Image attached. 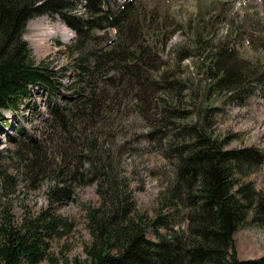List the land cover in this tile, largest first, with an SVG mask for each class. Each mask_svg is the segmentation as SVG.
Listing matches in <instances>:
<instances>
[{"label": "trees", "instance_id": "1", "mask_svg": "<svg viewBox=\"0 0 264 264\" xmlns=\"http://www.w3.org/2000/svg\"><path fill=\"white\" fill-rule=\"evenodd\" d=\"M78 1L83 0H0V127L5 111H17L29 86L48 89L52 101L60 93L57 71L30 56L26 23L59 14L76 31L65 46L73 99L63 105L46 101L49 117L39 137L16 123L22 139L12 140L14 149L0 150V163L15 154L27 172L47 180L48 201L36 213L26 209L19 220L8 210L0 212V264L43 259L46 239L60 236L59 228L68 226L56 204L72 195L75 184L92 183L98 204L83 208L90 235L84 257L65 258L62 264H264V257L240 260L232 247V234L240 226H264V190L241 179L259 166L264 151L226 149L229 137H216L213 131L215 114L222 109L214 100L241 105L256 85L264 95V65L235 46L245 30L234 22L235 33L216 40L214 23L223 17L207 11L201 15L199 9L185 26L181 20L166 21L145 0H123L115 7L110 0H85L83 15L73 16L69 11ZM260 25L250 34L257 49H264ZM178 30L184 42L171 43ZM168 42L167 59H159L157 44L163 49ZM129 104L147 124L141 137L164 144L163 155L175 167L154 217L135 209L121 168L127 145L117 143V125L121 106ZM179 206L189 209L188 230L174 229L175 213L165 211Z\"/></svg>", "mask_w": 264, "mask_h": 264}, {"label": "rangeland", "instance_id": "2", "mask_svg": "<svg viewBox=\"0 0 264 264\" xmlns=\"http://www.w3.org/2000/svg\"><path fill=\"white\" fill-rule=\"evenodd\" d=\"M149 8H156L166 21H180L186 26L189 17L202 15L205 11L216 15V18L223 17L222 22L214 23L218 25L214 32L215 39L221 40L227 34L235 33V24L242 34L235 40V46L238 52L244 57L258 59V63L264 65V49H257L255 40L251 39L250 32L257 33L264 27V0H145ZM85 0L78 1L76 8L69 12L73 16H82ZM202 11V12H201ZM218 15V16H217ZM204 16V15H203ZM233 17V21L231 20ZM72 20V19H71ZM74 21V20H73ZM31 22L39 24L44 28L52 25L51 33H39L36 27L30 26ZM259 23V24H257ZM212 25V26H214ZM211 29L213 30V27ZM40 28V27H39ZM241 28V29H239ZM68 29V30H66ZM257 29V30H256ZM40 34V33H39ZM97 34H102L98 31ZM114 30H109L110 37ZM76 31L69 26L59 14L42 15L30 19L24 29V39L27 41L30 56L33 61L39 64L44 61L46 64L57 71L56 80L60 86V91L70 84L73 72L70 67V58L65 47L75 38ZM228 37V36H227ZM41 40L38 41V39ZM226 38V37H225ZM170 41L184 42V35L178 30L170 38ZM252 41V42H251ZM171 43L163 49L158 45L159 59H167V52L170 51ZM107 44V43H106ZM191 65L189 60L184 62ZM63 68V69H62ZM187 72L186 69L183 70ZM65 73V74H62ZM61 81V82H60ZM48 89L39 85L29 86L26 96L22 97V103L17 106V111L11 113L5 111L3 114L2 127H0V150L5 148L14 149L12 140L22 139L15 132L16 123L22 127L24 132L39 137V130L43 124L46 111V98L53 104L51 93ZM68 91V90H62ZM48 100V101H49ZM262 101V100H261ZM244 105H237L231 102H222L214 100V105H220L222 109L215 114V123L213 125L214 135L229 137L226 149H241L246 147H257L264 151V102H259L258 98H253ZM30 104V105H29ZM64 100H59L57 105H63ZM258 105V107H255ZM133 107L122 105L119 113V124L117 125L118 144L125 143L126 150L122 157V172L127 177L128 185L132 194L135 209L139 213L154 217L159 209L158 198L161 191L169 185L173 179V167L171 160L167 155H163L166 147L164 144L158 145L157 142L147 141L143 137L148 130L146 122L134 112ZM167 150V149H166ZM175 161V160H174ZM0 212L8 210L15 220H19L23 212L28 209L30 213H36L48 204L46 196L47 180L27 170L22 166V161L16 157L6 158L1 161L0 169ZM4 173L10 178H5ZM248 182L250 187L256 191L264 190V159L257 168L241 178ZM97 205L98 196L95 192V185L75 184L72 195L66 200L56 204L55 210L62 218L66 219L68 226H61L59 229L61 235L47 238L48 246L46 255L35 264H62L63 259L73 257H84L83 246L89 240L90 235L86 226L84 205ZM168 213L174 214L172 227L176 230H188L189 219L188 208L179 206L176 211L174 207L165 209ZM172 215V214H171ZM250 218V213L247 220ZM173 219V216H172ZM63 228L65 231H63ZM161 233L167 234V228H161ZM147 237L151 240L154 235L151 229H148ZM232 247L236 256L240 260H258L264 257V226L256 223H245L236 229L232 234Z\"/></svg>", "mask_w": 264, "mask_h": 264}, {"label": "bare ground", "instance_id": "3", "mask_svg": "<svg viewBox=\"0 0 264 264\" xmlns=\"http://www.w3.org/2000/svg\"><path fill=\"white\" fill-rule=\"evenodd\" d=\"M30 26H33V27H36V29H38V31H39V33H37V35H45L43 32H42V30L43 31H47L48 32V34L49 33H51V31H48V29L49 30H51L52 29V25H49L50 27L47 29V28H44V27H41V26H39V24H37V23H35V22H31L30 23ZM40 27V28H39ZM42 29V30H41ZM39 40H41V38H39L38 39V41ZM62 90H68V91H62ZM61 91H60V93H58L59 94V96H57L56 98H54V100L53 101H55V100H64V101H70L71 99H73V94L72 93H70L71 92V90L70 89H68V84H67V86H66V88L65 89H62ZM50 98H52V96L50 97ZM49 99L47 98L46 99V101H47V103H48V105H49V101H48ZM50 107V106H49ZM47 119V117L45 118V120ZM44 120V121H45Z\"/></svg>", "mask_w": 264, "mask_h": 264}]
</instances>
